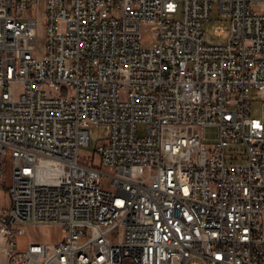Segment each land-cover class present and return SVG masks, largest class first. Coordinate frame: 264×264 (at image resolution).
Wrapping results in <instances>:
<instances>
[{
  "label": "built area",
  "instance_id": "obj_1",
  "mask_svg": "<svg viewBox=\"0 0 264 264\" xmlns=\"http://www.w3.org/2000/svg\"><path fill=\"white\" fill-rule=\"evenodd\" d=\"M3 189L0 264H264V0H0Z\"/></svg>",
  "mask_w": 264,
  "mask_h": 264
},
{
  "label": "rangeland",
  "instance_id": "obj_2",
  "mask_svg": "<svg viewBox=\"0 0 264 264\" xmlns=\"http://www.w3.org/2000/svg\"><path fill=\"white\" fill-rule=\"evenodd\" d=\"M39 13H38V11ZM45 11L44 3H40L38 7H33L32 14L40 15L43 17ZM218 26H223L226 30L225 35L218 36L215 33V30ZM230 19L224 16V13L221 12L218 8L217 4H213L211 10L210 20L206 22V31L210 34L211 39L214 41H222L226 40L229 36L230 32ZM150 32H147L149 36ZM42 32L40 29L39 32V48L40 51L44 46V40L42 38ZM252 109L253 114H261L262 112V102L259 98V93L257 91L252 92ZM106 126L105 125H93L92 126V136H91V144L83 147L81 149V157L83 161H94L97 163L99 161L98 155V147L105 142L104 136L106 134ZM139 136H143L145 134L144 126H141L138 130ZM9 198L7 195V190H0V208H5L8 204ZM19 227V226H17ZM64 236V230L62 226H44V225H28L26 227V232L24 235L18 236L17 240L19 241V247L24 248L27 246L29 242H42L47 244L58 243ZM3 252V260H5L4 248H2Z\"/></svg>",
  "mask_w": 264,
  "mask_h": 264
}]
</instances>
